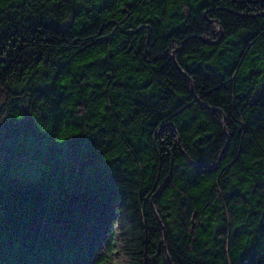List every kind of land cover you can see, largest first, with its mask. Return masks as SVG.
<instances>
[{"label": "trees", "instance_id": "trees-1", "mask_svg": "<svg viewBox=\"0 0 264 264\" xmlns=\"http://www.w3.org/2000/svg\"><path fill=\"white\" fill-rule=\"evenodd\" d=\"M264 264V0H0V264Z\"/></svg>", "mask_w": 264, "mask_h": 264}, {"label": "snow or ice", "instance_id": "snow-or-ice-1", "mask_svg": "<svg viewBox=\"0 0 264 264\" xmlns=\"http://www.w3.org/2000/svg\"><path fill=\"white\" fill-rule=\"evenodd\" d=\"M248 253L241 257V264H249Z\"/></svg>", "mask_w": 264, "mask_h": 264}]
</instances>
